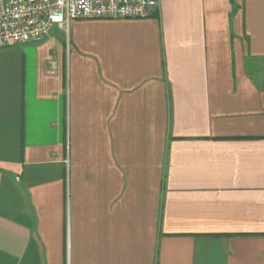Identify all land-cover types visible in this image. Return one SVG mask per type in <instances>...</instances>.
Returning <instances> with one entry per match:
<instances>
[{
	"label": "crops",
	"instance_id": "obj_1",
	"mask_svg": "<svg viewBox=\"0 0 264 264\" xmlns=\"http://www.w3.org/2000/svg\"><path fill=\"white\" fill-rule=\"evenodd\" d=\"M0 264H264V0L0 48Z\"/></svg>",
	"mask_w": 264,
	"mask_h": 264
},
{
	"label": "built area",
	"instance_id": "obj_2",
	"mask_svg": "<svg viewBox=\"0 0 264 264\" xmlns=\"http://www.w3.org/2000/svg\"><path fill=\"white\" fill-rule=\"evenodd\" d=\"M157 6L158 0H0V48L39 42L54 25L68 35L72 19L144 18Z\"/></svg>",
	"mask_w": 264,
	"mask_h": 264
},
{
	"label": "rangeland",
	"instance_id": "obj_3",
	"mask_svg": "<svg viewBox=\"0 0 264 264\" xmlns=\"http://www.w3.org/2000/svg\"><path fill=\"white\" fill-rule=\"evenodd\" d=\"M55 33H57L56 35L55 34H52V35H54V37H56L55 39L56 40H58L60 37H62L63 38V36H60V33H62V31H60V30H58L57 29V32H55ZM63 34V33H62ZM59 41V40H58ZM57 45H56V43L55 42H53V52H55V50H56V47Z\"/></svg>",
	"mask_w": 264,
	"mask_h": 264
}]
</instances>
